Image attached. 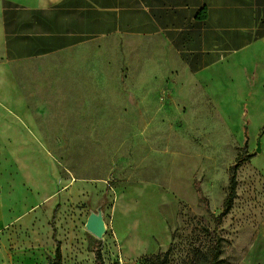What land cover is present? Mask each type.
<instances>
[{
  "label": "rangeland",
  "instance_id": "1",
  "mask_svg": "<svg viewBox=\"0 0 264 264\" xmlns=\"http://www.w3.org/2000/svg\"><path fill=\"white\" fill-rule=\"evenodd\" d=\"M14 71L7 64L0 83V92L11 94L5 100L11 106ZM252 98L201 93L184 105L164 93L153 100L148 127L137 130L128 128L127 110L92 112L81 120L80 100L56 104L51 140L0 145V181L6 186L0 264H50L58 207L60 264H95L97 240L104 264H264V122L257 119L264 115L246 107ZM139 119L134 116L137 126ZM242 155L249 160L238 170L232 210L215 229L194 182L210 212L220 215L230 168ZM93 214L105 221L101 239L87 229ZM166 230L171 241L158 249Z\"/></svg>",
  "mask_w": 264,
  "mask_h": 264
},
{
  "label": "crops",
  "instance_id": "2",
  "mask_svg": "<svg viewBox=\"0 0 264 264\" xmlns=\"http://www.w3.org/2000/svg\"><path fill=\"white\" fill-rule=\"evenodd\" d=\"M7 64L15 88L12 106L0 92L1 146L51 140L56 104L71 99L81 120L127 110L133 130L148 127L164 93L184 105L201 93L253 96L246 107L264 115V0H0V83ZM5 188L0 181V230ZM163 240L158 249L167 230Z\"/></svg>",
  "mask_w": 264,
  "mask_h": 264
},
{
  "label": "trees",
  "instance_id": "3",
  "mask_svg": "<svg viewBox=\"0 0 264 264\" xmlns=\"http://www.w3.org/2000/svg\"><path fill=\"white\" fill-rule=\"evenodd\" d=\"M249 160V157L246 155L239 156L235 162V164L230 168V179H229V186H228V195L226 198V201L224 203V209L223 212L216 216L210 212V204L208 199L204 196V194L201 191L200 184L198 182H194V189L197 192L198 196V202L202 204L205 209L208 211V213L214 218L215 220V229H218L221 224L223 219L231 212L234 201L237 196V187H238V170L241 166H243L247 161ZM60 207H58L55 210L53 220H52V229L54 231V237L53 240L56 243V251H55V258L51 260L50 264H60L62 261V254H61V245L60 242L57 240V229H56V219H57V214L58 210ZM220 239L218 238L215 248H214V261H217L220 255V249H221V244H220ZM102 242L100 240H97L94 245H93V253L95 255V264H104L102 252Z\"/></svg>",
  "mask_w": 264,
  "mask_h": 264
},
{
  "label": "water",
  "instance_id": "4",
  "mask_svg": "<svg viewBox=\"0 0 264 264\" xmlns=\"http://www.w3.org/2000/svg\"><path fill=\"white\" fill-rule=\"evenodd\" d=\"M260 151V149L258 150ZM88 231L98 239H101L105 233V221L101 215L93 214L87 222Z\"/></svg>",
  "mask_w": 264,
  "mask_h": 264
}]
</instances>
